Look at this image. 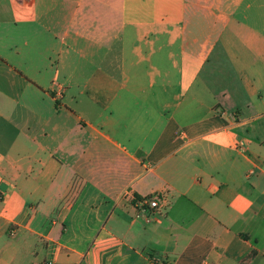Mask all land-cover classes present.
Listing matches in <instances>:
<instances>
[{
    "label": "crops",
    "instance_id": "crops-1",
    "mask_svg": "<svg viewBox=\"0 0 264 264\" xmlns=\"http://www.w3.org/2000/svg\"><path fill=\"white\" fill-rule=\"evenodd\" d=\"M0 264H264V0H0Z\"/></svg>",
    "mask_w": 264,
    "mask_h": 264
},
{
    "label": "built area",
    "instance_id": "built-area-1",
    "mask_svg": "<svg viewBox=\"0 0 264 264\" xmlns=\"http://www.w3.org/2000/svg\"><path fill=\"white\" fill-rule=\"evenodd\" d=\"M143 212L146 213L147 221H151L154 217V213L160 210V204L157 202L155 197H148L141 201Z\"/></svg>",
    "mask_w": 264,
    "mask_h": 264
},
{
    "label": "rangeland",
    "instance_id": "rangeland-1",
    "mask_svg": "<svg viewBox=\"0 0 264 264\" xmlns=\"http://www.w3.org/2000/svg\"><path fill=\"white\" fill-rule=\"evenodd\" d=\"M162 210V209H161ZM31 259H34V257H32Z\"/></svg>",
    "mask_w": 264,
    "mask_h": 264
}]
</instances>
